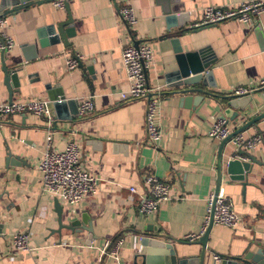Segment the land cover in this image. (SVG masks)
I'll use <instances>...</instances> for the list:
<instances>
[{"label":"crops","instance_id":"1","mask_svg":"<svg viewBox=\"0 0 264 264\" xmlns=\"http://www.w3.org/2000/svg\"><path fill=\"white\" fill-rule=\"evenodd\" d=\"M35 1L41 2L10 15L3 14L10 7L2 6L0 0V16L7 20L4 30L14 42L10 50L0 51V103L10 97L13 101L50 100L61 93L65 100H73L64 105L62 116L52 106V148L61 150L74 141L80 167L96 177L98 185L96 193L78 205L44 192L38 168L46 148L44 119L30 113L0 116V264H133L145 236L170 243L177 259L195 261L201 243L199 238L190 241L186 236L199 234L205 224L207 198L217 185L220 155V186L243 221L236 227L212 224L203 264H218L214 255L262 250L264 88L251 92L243 108L233 109L238 112L236 119L230 118L233 110L230 115L225 110L233 89L248 87L264 75V9L252 22L226 19L202 29L190 25L201 20L204 7L264 0H166L173 11L185 13L183 28H191L181 39L183 49L206 48L202 56L209 63L210 76L203 86L207 94L196 102L192 97L185 102L172 93L174 82L168 81L177 64L166 37L164 4L158 0H66L74 27L66 44L51 42L48 33L38 37L41 29L66 19L65 9L56 8L51 0ZM126 3L137 19L133 26L119 15V8ZM41 39H46V44L41 45ZM141 43L150 45L153 54L146 83L158 99L156 122L162 137L157 146L146 138V100H122L119 96L129 87L122 49ZM77 55L81 57L78 64L68 69L66 60ZM3 65L19 68L18 85L5 80ZM87 96L92 97L93 110L73 115L78 100ZM221 117L232 132L257 119L240 132L245 137H261V142L247 151L256 162L251 163L245 184L231 180L225 170L228 152L235 147L228 141L220 151L221 140L209 135L212 124ZM9 152L12 162L8 161ZM241 159L249 160L246 156ZM148 175L166 182L171 198L153 213L144 214L139 206L148 195ZM131 187L135 192L128 200ZM83 219L90 222L91 232ZM15 232L29 234L30 251L13 249L10 237ZM119 238L123 243L117 259L101 252ZM157 257L160 261L150 264H165L164 255Z\"/></svg>","mask_w":264,"mask_h":264},{"label":"built area","instance_id":"2","mask_svg":"<svg viewBox=\"0 0 264 264\" xmlns=\"http://www.w3.org/2000/svg\"><path fill=\"white\" fill-rule=\"evenodd\" d=\"M66 0H52L56 8L63 9ZM264 9V3L261 1H251L240 3L233 7L207 6L202 10L201 20L190 25L191 28H197L202 25H209L226 19H237L244 22H252ZM119 15L123 22L128 26H133L136 22V16L131 5L123 4L119 8ZM7 20L0 16V51L5 52L14 46L13 39L8 35L4 27ZM122 62L126 69L129 87L127 91L119 93L122 100L144 99L145 108V130L147 141L154 146L162 137L161 129L156 122L158 113V99L153 96L154 89L147 86L146 75L150 67L153 54L150 45L141 43L138 45H128L122 49ZM79 55L66 60V67L72 69L78 64ZM264 88V75L248 87H237L231 92L235 96H243L251 92ZM78 114L83 116L93 110V100L87 96L78 100ZM34 114L40 116L45 121L46 126V148L38 163V168L42 175V190L57 199L69 204L78 205L88 195H93L97 191L98 179L85 172L79 164V148L77 144L70 140L61 150L52 148L53 136L55 133L54 115L52 111V101L49 99H29V100H11L0 103V116L6 117L13 114ZM232 131L227 125V120L223 117L216 120L209 131V135L216 139L226 138ZM230 143L235 147L234 150L241 148L246 151L253 150L260 142L261 137L254 135L245 137L238 133L231 137ZM145 183L148 186V195L142 198L139 206L140 212L150 214L156 211L160 203L169 200L170 186L153 175L145 177ZM135 188H130L128 200H132V194ZM207 218L199 234H190L186 239L192 241L200 238L206 230L209 221L212 224H220L228 227H236L242 224V217L233 209L230 202L227 201L223 187L219 185L216 193H211L207 198ZM13 249L17 251H30L29 234L27 232H15L10 237ZM123 243V238H119L106 250L101 249L103 254L118 258V251ZM264 254V247L262 249ZM219 257L214 255V260Z\"/></svg>","mask_w":264,"mask_h":264},{"label":"water","instance_id":"3","mask_svg":"<svg viewBox=\"0 0 264 264\" xmlns=\"http://www.w3.org/2000/svg\"><path fill=\"white\" fill-rule=\"evenodd\" d=\"M4 4L2 6H8L9 9L5 11L3 14H14L21 9L27 7L28 5L38 4L41 1L35 0H3ZM52 1V0H51ZM162 4H164L163 13L166 18V37L170 39L172 49L174 52L177 69L172 73L169 83L174 82L173 86V94L180 95L181 98L186 102L192 97L194 102L201 101L203 96L207 94L203 86H206V81L210 76V71L208 70L209 63L208 61L203 60V53L206 48L194 50V51H185L183 46L181 45V39L185 35L186 31L191 29L190 27L183 28L186 15L185 13H176L168 7L165 3L166 0H158ZM12 2V3H11ZM9 4L11 6H9ZM166 4V5H165ZM64 9L66 11V19L63 21H59L56 24H50L45 29H41L38 31V37L42 38L46 33L51 35V42L62 41L64 44L67 43L68 37L74 34L73 27V19L70 13L68 2H64ZM1 10V9H0ZM66 26V27H64ZM207 25L199 26L195 29H202ZM46 39H41L40 44H46ZM3 53V51H2ZM19 68L9 69L5 65H3V71L5 73V80H11L14 85H18V74L17 71ZM198 93L195 97L193 94ZM54 99H50L52 101V106L54 107L56 113L61 115V110L63 109L66 103H70L73 100H65V96L61 93V97H53ZM250 96H235L226 102L228 108L225 110L226 114L230 113V110H233L238 107H244L245 102L250 100ZM12 100V97L9 98V101ZM78 112L76 111L72 114L75 115ZM232 115L230 118L236 119L238 116L237 111H232ZM230 115V114H229ZM62 116V115H61ZM69 119V117H67ZM71 119V118H70ZM257 119H252L247 125L253 124ZM244 125V126H247ZM241 127L234 132H231L226 138L221 140V149L223 146L233 137L234 135L240 133L245 129V127ZM8 161H10L12 153H8ZM242 156H246L249 158L248 161H244L241 159ZM15 160H24L20 159L19 156L13 155ZM12 162V160H11ZM256 162V160L248 154V152L244 149L238 148L236 150H231L228 152V159L226 160V173L231 180L239 181L242 184L246 183V175L251 170V163ZM217 185L214 193L217 192L218 187L220 185L221 179V155L219 157V161L217 164ZM57 205V212H60V205L58 200L55 201ZM60 220V219H59ZM84 222H87L85 228L88 231H92L91 224L89 221L83 219ZM212 226V221L210 220L208 226L204 233L199 238V242L201 243V251L195 261L198 264L204 263V252L206 248V243L208 239V233ZM60 227H63L62 223H60ZM175 249L173 246L165 240L158 238L157 236L150 237H142L140 240V249L137 253L134 254L133 264H150L152 262H158L160 259L157 257L158 255H164L165 264H193V259L182 258L177 259L175 255ZM218 264H264V254L262 250L257 252L244 251L239 255H219V263Z\"/></svg>","mask_w":264,"mask_h":264}]
</instances>
